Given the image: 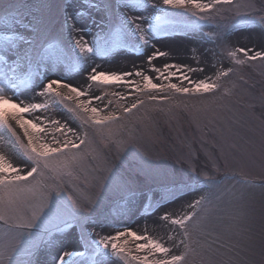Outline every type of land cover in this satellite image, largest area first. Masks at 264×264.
Instances as JSON below:
<instances>
[{"label": "rangeland", "instance_id": "rangeland-1", "mask_svg": "<svg viewBox=\"0 0 264 264\" xmlns=\"http://www.w3.org/2000/svg\"><path fill=\"white\" fill-rule=\"evenodd\" d=\"M197 4L0 0V95L47 105L23 114L43 132L26 134L11 110L0 126V150L15 161L5 164L25 175L38 162L25 180L0 174V264H264V0ZM93 69L121 81H92ZM56 79L58 95L41 94ZM200 81L215 87L197 90ZM33 134L38 149L61 151L37 157ZM126 226L170 251L139 249L150 241L131 235L104 248L106 232Z\"/></svg>", "mask_w": 264, "mask_h": 264}, {"label": "snow or ice", "instance_id": "snow-or-ice-1", "mask_svg": "<svg viewBox=\"0 0 264 264\" xmlns=\"http://www.w3.org/2000/svg\"><path fill=\"white\" fill-rule=\"evenodd\" d=\"M163 5L164 6H178V7H184L186 6L188 3H192V4H197V0H162ZM153 6H157L155 4H153ZM159 6V5H158ZM197 6L199 7V5L197 4ZM136 29H137V33L139 36V39H143L144 43H147V40L144 39L143 35H142V31H141V26L139 24H136L135 21H133ZM153 27V25L151 23H148V29H151ZM84 51L87 52H92L93 48L91 46L85 45L83 48ZM241 52H246V49H240ZM5 57H7V53L4 54ZM164 55L163 53H159L156 52L153 54V56H149L148 60L151 61L154 57H160ZM260 55V54H257ZM10 59V57H8ZM257 58V56H253L252 59ZM93 75H91L90 79L92 81H103V82H108V81H116L119 82L121 81V75H116V74H107L105 72H99L96 73L95 69H93ZM139 74V73H137ZM123 75H131V74H123ZM185 79H188V77H185ZM63 83V81L56 79V80H48V82L43 85V92L41 94H53V95H58V93H56V88L54 87L55 85H61ZM148 84L151 86V88L153 89H157V88H161L163 87L162 85H158L156 83H153L151 78H148ZM65 87H68L71 89V91L73 93H76L77 96H81L83 95V93L80 91V89L78 87H74L70 84H65ZM173 88L176 87L175 84L171 85ZM196 89L199 90L201 88H203L205 91L214 88L215 85L207 83L205 81H200L198 83H196ZM182 91H184L185 93H187L189 91L188 88H184L182 89ZM71 98V97H69ZM93 99H101V97H94ZM136 105H132V107L134 108ZM47 105L46 104H30L27 107H22L20 104L12 102L10 100H7L4 96L0 95V126H3L7 123V116L9 113V110H11V112L13 113V117L14 118H19L18 122L20 123V126L22 128H24L25 133H28V128L31 127L33 130L36 131H45L44 128L41 127L40 124L35 123L33 120L31 119H24L23 118V114H26L30 111H34V110H40L43 108H46ZM128 109H126L127 111ZM92 112H97L96 108H92L91 109ZM67 128L66 125H60L58 130L59 131H64ZM73 130L70 128H67V132H72ZM68 143L71 142H67L65 143L63 146L66 148L68 146ZM28 145L31 147V151L33 153L36 154L37 157H46L48 156L50 153H59L61 151V148L59 147H50L48 144H41L39 145V149L37 148V145L33 143V137L32 135H28ZM73 146H75L73 144ZM26 165V162H23ZM38 170V162H37V166H30L28 167V170L26 172L25 175H21L20 174V167H14L12 164H5L3 162V157L0 156V174H9L11 175V181L8 182H17V181H21V180H25L27 179V177H30L33 175V173L37 172ZM7 177L6 176H0V183H4L6 182ZM48 212L52 213V219L56 217L57 212H53L51 211V208H49ZM45 216V213H44ZM168 216L167 213H165L163 215V219H166ZM185 220L190 219V217H185ZM174 223L177 224H181L183 223V221L181 220H175L173 221ZM125 235H131L132 237L136 238L137 240H144V239H148L150 242L149 243H141L138 244L137 247L139 249H156L161 253H167L170 250L166 247L163 246V244L155 241V240H151L148 237H143V236H139L136 232L131 231L130 229L127 232H118L116 234V237H107L104 238L100 241L101 244H103L104 248H108L109 247V243L108 241L111 240H117L120 237H123ZM111 248L115 251H122L119 248V245L117 243H111ZM66 255H73V253H65ZM184 258L180 255H174L171 257V261L172 264H177V262H181ZM156 264H169V262L167 260H159L156 262Z\"/></svg>", "mask_w": 264, "mask_h": 264}, {"label": "bare ground", "instance_id": "bare-ground-1", "mask_svg": "<svg viewBox=\"0 0 264 264\" xmlns=\"http://www.w3.org/2000/svg\"><path fill=\"white\" fill-rule=\"evenodd\" d=\"M81 43V42H80ZM84 46L85 45H82V47L80 48V49H82V51H84L83 50V48H84ZM86 51H84L83 53H85ZM0 70H1V68H0ZM42 75V74H41ZM7 78H8V74L7 73H5V71H3L2 70V72L0 71V94H3V95H5V94H7V92H8V90H7V88H6V86L4 85V83L2 82V81H6L7 80ZM39 78H40V81L43 79V77H38V79L36 80V82L39 80ZM3 79V80H2ZM40 83V82H39ZM43 85H45V84H42L41 86L43 87ZM37 87V86H36ZM38 88H40V86H38ZM41 89V88H40ZM18 119L19 118H15V120H16V122H18ZM19 123V122H18ZM33 137H34V139L35 140H38V139H40L41 138V136L40 135H36V134H33L32 135ZM0 156H2L3 157V161H11V163H13V159H12V157L7 153V152H4L3 150H0ZM15 162V161H14ZM137 223V221L135 220V219H133L132 220V224L134 225V224H136ZM131 225V224H130ZM132 225V226H133ZM132 226H126L127 228L126 229H123L124 231L123 232H127L129 229L132 231V229H133V227ZM106 231H107V228H106ZM121 231V230H120ZM114 231H108V232H106V235H108V237H109V233H113ZM126 236V242H129V240L127 239V236L128 237H130L129 235H125ZM71 238V237H70ZM48 251H46L45 250V252H42L41 253V260H42V262L43 263H48V261L50 262V257H51V254H48L47 253ZM65 253H70V252H68V251H66ZM66 256H68V255H66L65 254V257ZM58 257H60L59 255H56V259L58 258ZM106 261H107V256H104V258H102L101 259V261H100V263L101 264H106Z\"/></svg>", "mask_w": 264, "mask_h": 264}]
</instances>
